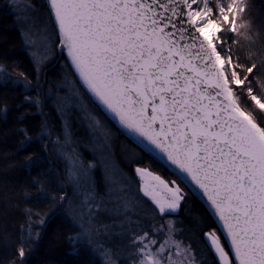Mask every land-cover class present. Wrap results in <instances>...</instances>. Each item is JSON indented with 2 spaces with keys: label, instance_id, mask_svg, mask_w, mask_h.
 Instances as JSON below:
<instances>
[{
  "label": "snow or ice",
  "instance_id": "obj_1",
  "mask_svg": "<svg viewBox=\"0 0 264 264\" xmlns=\"http://www.w3.org/2000/svg\"><path fill=\"white\" fill-rule=\"evenodd\" d=\"M48 4L55 46L67 53L65 66L69 83L76 85L74 96L86 97L128 135L142 138L148 151L166 157L182 174L178 180H190L201 191L230 241L226 251L216 230L204 233L219 264H264V102L257 95L264 89V53L251 51L257 37L245 15L247 0H48ZM245 49L249 51L242 57ZM0 80L21 82L13 80L2 63ZM68 158L70 180L85 188L95 165ZM135 171L147 173L143 168ZM153 179L170 195L161 199L155 188H142L155 205L153 219L158 210L163 223L140 228L137 222L131 229L129 221L132 264H198L191 246L179 238L175 221L164 220L178 211L186 195L175 181L169 186L159 176ZM105 183L115 185L117 177L106 175ZM36 195L49 198L41 189ZM59 199H66L63 192ZM121 199L125 208L130 206L126 196ZM94 206L101 205L89 189L81 211L86 208L92 215ZM29 221V235L20 237L21 261L31 240V212ZM45 222L39 218L37 226Z\"/></svg>",
  "mask_w": 264,
  "mask_h": 264
},
{
  "label": "trees",
  "instance_id": "obj_2",
  "mask_svg": "<svg viewBox=\"0 0 264 264\" xmlns=\"http://www.w3.org/2000/svg\"><path fill=\"white\" fill-rule=\"evenodd\" d=\"M21 4L23 6L15 8L10 0H0V63L7 65V72L13 80L21 81L14 84L0 80V264H104L101 253L106 248L107 238L100 239L97 248L91 241L77 237L76 218L79 217L73 209L75 204L80 206L79 197L83 190L81 194L77 193L80 188L68 175V157L73 143L79 142L77 146L82 147L77 158L84 163L96 166L99 160L83 149V141L90 134L85 121L71 114L65 125L59 113L56 85L69 75L65 66L67 53L59 50L42 66L34 62L24 38L21 14L45 13L52 31L53 19L46 0H22ZM247 5L245 15L252 22L253 35L257 37L251 51L264 53V0H247ZM248 51L245 49L240 55L246 56ZM20 73L24 74L23 78ZM257 95L264 102V89H259ZM244 98L256 112H260L250 97ZM85 100L91 116L99 119L101 124H107L114 132L108 158L115 161L122 186L127 191L124 193L134 197L133 205L134 201L141 205L138 208L140 215L132 217L136 223L132 225L137 227V222L142 228H150L154 223L160 225L163 220L156 213L157 219L152 218L153 205L138 194L134 168L146 167L165 179H177L178 175L122 130L118 123L101 115L86 97ZM100 156L107 155L100 152ZM91 176L93 191L101 205V216L109 219L104 226H111L108 223L110 216L105 214L111 211L105 209L108 190L104 172L96 166ZM179 181L187 191L185 202L178 214H170L164 220L175 221L179 238L186 246H191L200 264H218L203 236L205 232L216 230L227 251L225 236L200 197L183 180ZM38 189L46 192L49 198L38 199ZM62 192L66 196L63 202L59 199ZM52 197L56 198L55 204ZM30 212L33 224L31 240L25 245L26 255L21 261L18 255L20 237L29 235ZM37 213L39 218L46 220L43 226H37ZM48 213L50 215L45 216ZM112 237L119 248L125 242L114 235ZM110 253L114 255L115 251L111 249Z\"/></svg>",
  "mask_w": 264,
  "mask_h": 264
},
{
  "label": "rangeland",
  "instance_id": "obj_3",
  "mask_svg": "<svg viewBox=\"0 0 264 264\" xmlns=\"http://www.w3.org/2000/svg\"><path fill=\"white\" fill-rule=\"evenodd\" d=\"M10 2L14 4L15 8H18L20 5L23 6L21 4L22 0L21 1L10 0ZM19 9L21 10V8ZM21 15H22L21 22H22L23 34L26 44H28L34 62L38 66H42V64H44L47 60L49 59L51 60L53 57H55V55H57L60 50L58 47L55 46L57 41L56 38L54 37L53 31L51 30V23L49 17L45 13L40 11L34 13L31 12V14L29 15L27 14L24 15L21 14ZM69 81H71V77L68 75L67 78H63L61 82L56 85L57 92L55 95V99L58 105L59 113H61L62 115L63 124L65 125L67 124V119L71 114H73L78 119L81 118L83 122L85 121L84 123H86V125L90 128V134L89 137H87L83 141L85 144L83 146V149L89 151L91 156L93 155L94 157H97L99 162L97 163L98 165L96 166L97 168L102 170V172H104L105 177L106 175L107 176L115 175L117 177V183L115 185H107L108 195L106 197L105 209L110 210L111 212L105 214H107L106 216H110L111 221L108 223H111V226H104L106 221H108L109 219H107V217L101 216L102 215L101 206L99 208H96L94 206L92 215L88 214L86 208L84 209V211H81L84 204L85 195L89 189L92 191V195L95 197L96 203L98 204L97 197L95 196V191H93L94 187L91 176L93 171L96 170V166L91 169L90 175L86 180V187L82 189H78L77 192L81 194V191L83 190L81 196L79 197L81 199L80 206L75 204L73 209L74 213L79 217L78 219L76 218L77 226L79 228V233L77 237L81 238L84 241H91L94 245H97V248L99 247L98 245H100L99 243L100 239L107 238L106 239L107 241L105 242L106 245L104 246L106 248H104V251L101 253L104 264H132V261L129 258V252L131 250L128 247V240L132 234V231L129 228V221H131V229L133 228L136 229L137 227L132 225V224L134 225L136 224L134 219H132V217L140 215L138 208L141 205L139 204V202L136 201H134L135 205H133L134 197L124 193L127 191H124L123 193L117 192V194L110 193L109 191L110 187H115L117 190H119L120 188L125 189V187L122 186V180L119 177V171L115 165V161L113 159L108 158L109 151L111 150L110 141L112 138V134H114V132L110 129V127L107 124L106 125L100 124L99 126H97L94 123L93 116H91V114L86 109L87 105L85 104L86 101L85 98L77 99L74 96V93L76 91V85L70 84ZM64 129H66V133H67V128L64 127ZM78 144L79 142L73 143V148L69 152V155L77 157L79 150L82 148L77 146ZM100 152L105 153L107 156H103V157L100 156ZM79 161L87 165L82 160L79 159ZM68 162H69L68 167H70L71 160H69ZM136 168L146 169L147 173H151V175H148L147 173L143 175L137 174L135 171ZM134 173H135V183H137L138 186V194H141L144 197H146L153 205V208H155V205L153 204L150 197L144 195L142 188H147L149 191L155 188L156 192L158 193L161 199L168 197L170 195L167 192V190L163 187V185H160L158 181H155L153 179V177L155 176H159L162 180L168 183L169 186H172V182L175 181L177 184L180 185L184 194L186 195L187 193L185 187L181 184V182L178 179H174L172 177L165 179L160 175L153 173L146 167H135ZM125 196L128 201H131L130 206L127 208L124 207V202L121 199L122 197ZM76 202L79 203V201ZM184 202L185 200L183 201L181 207L183 206ZM109 203H114L115 205L108 206ZM181 207L178 209L176 213L180 211ZM156 214L159 216L158 210H156ZM154 225L156 226L157 224L154 223ZM113 235L125 241L120 248L118 246V242H115L114 238L112 237ZM111 249L115 251L114 255L110 253ZM193 255L196 256L195 253H193ZM214 259L216 260L215 257ZM198 264H200V261H198Z\"/></svg>",
  "mask_w": 264,
  "mask_h": 264
},
{
  "label": "water",
  "instance_id": "obj_4",
  "mask_svg": "<svg viewBox=\"0 0 264 264\" xmlns=\"http://www.w3.org/2000/svg\"><path fill=\"white\" fill-rule=\"evenodd\" d=\"M47 1V4H48V0H46ZM48 6H49V4H48ZM49 10H50V6H49ZM50 13H51V10H50ZM51 16H52V14H51ZM144 148H145V144L147 143L146 141H143V139L142 138H138V137H135V136H133ZM146 149V148H145ZM147 150V149H146ZM150 152V151H149ZM154 156H156L163 164H165L168 168H170L173 172H175L178 176H180V175H182V174H180L179 173V171L177 170V169H175V167L174 166H172V165H170V163H168L167 162V160H166V157H164V158H161V154H159L158 152H151ZM199 197H200V199L204 202V204L207 206V204H206V197H203L202 196V193H201V191L200 190H198L194 185H192L191 184V182H190V180H183ZM208 207V206H207ZM212 212V211H211ZM215 217V219H216V221L218 222V217H216V216H214ZM218 224H219V226H220V228H221V225H220V223L218 222ZM224 234V233H223ZM224 236H225V234H224ZM225 238H226V236H225ZM203 240H204V242H205V244H206V246H207V248L211 251V253L214 255V257L216 258V261H217V263L219 264V260H218V255L215 253V251H214V249H212L211 248V246H210V241L205 237V236H203ZM226 241H227V243H228V246L230 245V241H229V239L228 238H226Z\"/></svg>",
  "mask_w": 264,
  "mask_h": 264
},
{
  "label": "flooded vegetation",
  "instance_id": "obj_5",
  "mask_svg": "<svg viewBox=\"0 0 264 264\" xmlns=\"http://www.w3.org/2000/svg\"><path fill=\"white\" fill-rule=\"evenodd\" d=\"M172 214H174V213H172ZM172 214H171V215H172ZM176 214H178V213H176ZM176 214H175V215H176Z\"/></svg>",
  "mask_w": 264,
  "mask_h": 264
}]
</instances>
